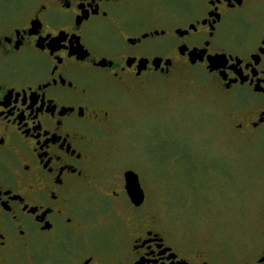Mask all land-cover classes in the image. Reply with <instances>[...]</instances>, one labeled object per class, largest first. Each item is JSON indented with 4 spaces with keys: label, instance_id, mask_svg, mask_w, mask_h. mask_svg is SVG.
<instances>
[{
    "label": "flooded vegetation",
    "instance_id": "1",
    "mask_svg": "<svg viewBox=\"0 0 264 264\" xmlns=\"http://www.w3.org/2000/svg\"><path fill=\"white\" fill-rule=\"evenodd\" d=\"M11 3L0 13V264H257L264 229L236 255L216 252L154 219L135 170L143 200H130L129 169L103 165L117 115L100 92L199 67L229 104L251 95L230 128L264 158V0ZM239 12L252 21L243 35L226 24ZM159 37L169 55L141 52Z\"/></svg>",
    "mask_w": 264,
    "mask_h": 264
},
{
    "label": "rangeland",
    "instance_id": "2",
    "mask_svg": "<svg viewBox=\"0 0 264 264\" xmlns=\"http://www.w3.org/2000/svg\"><path fill=\"white\" fill-rule=\"evenodd\" d=\"M11 1L27 0H0V13ZM251 22L239 12L226 24L243 35ZM171 50L166 37L150 38L141 47L148 55L167 56ZM147 81L144 90L130 85L110 95L100 92L102 101H116L117 115L101 140L109 152L103 165L117 176L135 170L151 215L177 237L236 255L264 229L262 145L238 139L229 121L232 108H244L251 95L235 91L229 104L199 67H176L167 80Z\"/></svg>",
    "mask_w": 264,
    "mask_h": 264
},
{
    "label": "water",
    "instance_id": "3",
    "mask_svg": "<svg viewBox=\"0 0 264 264\" xmlns=\"http://www.w3.org/2000/svg\"><path fill=\"white\" fill-rule=\"evenodd\" d=\"M216 59L217 58H213V60H216ZM124 177H125V182H126V191H127V194L130 200L136 206L140 205L143 200V192L140 188L137 174H135L131 170H128L124 173Z\"/></svg>",
    "mask_w": 264,
    "mask_h": 264
},
{
    "label": "snow or ice",
    "instance_id": "4",
    "mask_svg": "<svg viewBox=\"0 0 264 264\" xmlns=\"http://www.w3.org/2000/svg\"><path fill=\"white\" fill-rule=\"evenodd\" d=\"M257 264H264V253L257 257Z\"/></svg>",
    "mask_w": 264,
    "mask_h": 264
}]
</instances>
